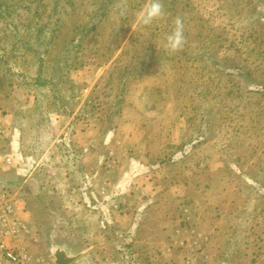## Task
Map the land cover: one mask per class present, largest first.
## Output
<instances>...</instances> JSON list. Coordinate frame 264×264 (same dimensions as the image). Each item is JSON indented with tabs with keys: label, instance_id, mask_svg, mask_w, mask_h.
Returning <instances> with one entry per match:
<instances>
[{
	"label": "rangeland",
	"instance_id": "1",
	"mask_svg": "<svg viewBox=\"0 0 264 264\" xmlns=\"http://www.w3.org/2000/svg\"><path fill=\"white\" fill-rule=\"evenodd\" d=\"M117 2L0 0V195L27 250L264 264V0H164L148 29L146 0L122 19ZM177 17L186 42L169 53Z\"/></svg>",
	"mask_w": 264,
	"mask_h": 264
},
{
	"label": "clouds",
	"instance_id": "2",
	"mask_svg": "<svg viewBox=\"0 0 264 264\" xmlns=\"http://www.w3.org/2000/svg\"><path fill=\"white\" fill-rule=\"evenodd\" d=\"M129 12L128 0H118L112 9V16L116 19L125 18ZM166 17L164 0H146L135 13L134 27L148 29L164 21ZM186 42L183 20L177 17L173 21L171 31L160 42V46L169 53L183 49Z\"/></svg>",
	"mask_w": 264,
	"mask_h": 264
},
{
	"label": "built area",
	"instance_id": "3",
	"mask_svg": "<svg viewBox=\"0 0 264 264\" xmlns=\"http://www.w3.org/2000/svg\"><path fill=\"white\" fill-rule=\"evenodd\" d=\"M26 227L14 216V207L7 195H0V258L8 264H37L24 244ZM46 261L41 264H50Z\"/></svg>",
	"mask_w": 264,
	"mask_h": 264
},
{
	"label": "trees",
	"instance_id": "4",
	"mask_svg": "<svg viewBox=\"0 0 264 264\" xmlns=\"http://www.w3.org/2000/svg\"><path fill=\"white\" fill-rule=\"evenodd\" d=\"M58 1L59 0H54V3H55V6H56V4L58 3ZM98 9H100V10H102V9H104V8H102L101 9V7L100 8H97V10ZM96 10V11H97ZM99 10V11H100ZM96 12V14H95V16H94V18L93 19H91L90 21L92 22V24H91V27L92 28H95L100 22H101V19H102V17H103V14L101 13V12ZM95 13V12H94ZM39 31H40V29H39ZM41 34V36H39V37H34L33 39V41H36L37 42V45L39 46V47H43V46H45L46 45V39H45V36H43V33H40ZM43 36V37H42ZM25 39H27V37H24ZM28 40V39H27ZM27 44H28V42H26ZM25 42H24V45L26 44ZM32 43V42H31ZM74 46H77V43L75 42L73 45H70V44H68V45H66L59 53H58V56H57V64H59V66H60V68L61 69H67V67L68 66H70L71 65V63H70V59H69V57L71 56V53L69 52H66V50H68L69 48H72V47H74ZM40 66H43L42 64L40 65ZM59 77V76H58ZM49 83H53L52 81H49ZM54 85V84H53Z\"/></svg>",
	"mask_w": 264,
	"mask_h": 264
},
{
	"label": "water",
	"instance_id": "5",
	"mask_svg": "<svg viewBox=\"0 0 264 264\" xmlns=\"http://www.w3.org/2000/svg\"><path fill=\"white\" fill-rule=\"evenodd\" d=\"M79 254H70L68 252L63 251H51L50 250V257L51 260L55 264H70L72 261H74Z\"/></svg>",
	"mask_w": 264,
	"mask_h": 264
},
{
	"label": "flooded vegetation",
	"instance_id": "6",
	"mask_svg": "<svg viewBox=\"0 0 264 264\" xmlns=\"http://www.w3.org/2000/svg\"><path fill=\"white\" fill-rule=\"evenodd\" d=\"M53 252H55V251H65V252H68V253H72L73 252V250L68 246V245H66V244H54L53 245Z\"/></svg>",
	"mask_w": 264,
	"mask_h": 264
},
{
	"label": "crops",
	"instance_id": "7",
	"mask_svg": "<svg viewBox=\"0 0 264 264\" xmlns=\"http://www.w3.org/2000/svg\"><path fill=\"white\" fill-rule=\"evenodd\" d=\"M50 261H52V260H50ZM0 264H8V263L0 258ZM37 264H40V261H38ZM50 264H55V263L52 261Z\"/></svg>",
	"mask_w": 264,
	"mask_h": 264
}]
</instances>
